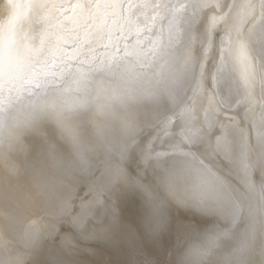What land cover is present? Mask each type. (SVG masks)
Here are the masks:
<instances>
[{"label": "bare ground", "instance_id": "6f19581e", "mask_svg": "<svg viewBox=\"0 0 264 264\" xmlns=\"http://www.w3.org/2000/svg\"><path fill=\"white\" fill-rule=\"evenodd\" d=\"M189 2L6 0L0 4V264H52L54 260L170 264L177 237L203 224L192 210L171 203L165 229L151 236L141 223V194L121 184L126 199L113 197L116 219L111 223L104 219L101 225L97 220L106 216V209L88 195L101 174L116 167L123 168L129 178L137 177L135 147L122 157V145H131L134 138L147 143L158 137L155 151L170 152L181 132L189 133L204 119L208 104L204 101L199 106L196 60L201 34L212 17L223 14L180 7ZM228 2L241 5L245 0ZM238 11L234 9L214 30L219 33L216 47L233 55L234 29L242 27L247 36L251 27L243 13L237 17ZM173 35L178 39L172 40ZM165 51H172L177 66L191 73L183 81L177 108L170 104L167 86L158 75ZM229 67L239 80L244 67L231 57ZM256 76L252 96L242 88L240 98L245 104L253 98V122L258 127L260 69ZM148 92L155 99L148 98ZM184 105L194 107L192 113L180 115ZM224 115L235 116V112ZM165 117L172 121L167 129ZM251 144L249 159L255 165L249 170L251 187L237 167H224L215 158L216 168L222 169L218 175L234 187L232 198L251 210V220L246 215L235 226L230 218L219 220L209 234H220L214 242L194 237L184 246L180 258L186 264H264V192L255 130ZM197 156L204 159L200 153ZM141 171L143 182L154 187L152 168L141 165ZM85 196L91 202V223L83 235L75 237L74 247L62 248L61 237L72 231L70 217H61L57 223L53 211L65 200L78 210ZM54 224L56 233L50 234ZM29 230L41 237L31 247L22 239ZM197 250L203 254L197 255Z\"/></svg>", "mask_w": 264, "mask_h": 264}, {"label": "snow or ice", "instance_id": "6c2138e0", "mask_svg": "<svg viewBox=\"0 0 264 264\" xmlns=\"http://www.w3.org/2000/svg\"><path fill=\"white\" fill-rule=\"evenodd\" d=\"M187 6L223 14L220 17H212L206 31L201 34L202 47L196 60V94L200 100L199 106L203 107L204 101L208 104V107L203 109L204 119L197 121L199 127L189 133L181 132L180 140L171 146L170 152L155 151L154 142L158 137H154L147 143L134 138L131 145H122L120 148L122 157H126L129 149L135 147L138 155L137 167L140 169L137 177L129 178L123 168L116 167L102 173L98 182L89 187L88 193L94 196V203L97 206L106 209V216L97 220L98 224L103 225L104 219H107L109 223L116 219L113 197L121 201L126 199L119 185H128L133 191H138L143 201L139 205L141 223L151 236H156L165 229L168 204L175 203L198 214L203 224L177 237L170 264H186L180 258L181 252L194 237L207 243H212L219 238L220 234L209 235L215 232L219 220L230 218L233 226L237 224V221L243 220L246 215L251 220V210L246 211L242 202L232 198L234 187L226 178L218 175L222 169L216 168L215 158L219 157L224 167L230 165L237 167L244 174L245 180H249V170L255 167L249 159V154L253 150L251 138L254 130L255 138L261 148L260 187L264 192V0H258V3L245 0V3L241 5L229 3L228 0H190L189 4L180 5L181 8ZM236 8L240 9L236 13L237 17L243 13L246 23L251 27L247 29V36L243 34L242 27L234 29L236 37L233 55L223 47H216L215 37L219 36V33L214 30L216 25L229 17ZM171 39H178V35H173ZM220 42L223 43V37H220ZM230 57L234 64L244 67L239 80L229 67ZM161 58L164 62L160 65L158 75L167 86L168 99L172 107H180L182 84L191 73L188 69L177 66V58L172 51L163 52ZM257 69H260L258 127L253 122L255 112L252 107L253 98L248 104L240 98L242 88L244 93L252 96L254 82L257 80ZM146 95L150 99H155L151 92ZM193 108L184 105L180 115L192 113ZM230 111H234L235 116L224 115L225 112ZM173 114L176 113L173 112ZM210 116L214 118H209ZM193 119L195 120L196 117ZM225 120L232 123L226 125ZM163 123L164 128L167 129L172 123L171 118L165 117ZM197 153H200L204 159H200ZM205 160L209 163L206 164ZM141 165H144L145 169L152 168L156 173L154 187L152 182L147 184L143 182L144 173L141 171ZM214 168H216L215 171ZM245 180H241L240 183H245ZM246 186L251 187L250 180ZM53 215L57 218V223L61 217H70L72 231L61 237V247L70 249L74 247L75 237L83 235L86 226L91 223V202L88 201L87 196L81 197L77 210L67 200L62 201L54 209ZM208 224L212 226L205 227ZM52 233H56L55 224L51 226L50 234ZM22 239L28 247L41 242L40 234L34 230L24 233ZM196 254L203 253L197 250ZM52 264H67V262L54 260Z\"/></svg>", "mask_w": 264, "mask_h": 264}, {"label": "clouds", "instance_id": "9594fccd", "mask_svg": "<svg viewBox=\"0 0 264 264\" xmlns=\"http://www.w3.org/2000/svg\"><path fill=\"white\" fill-rule=\"evenodd\" d=\"M6 3V0H0V4Z\"/></svg>", "mask_w": 264, "mask_h": 264}]
</instances>
